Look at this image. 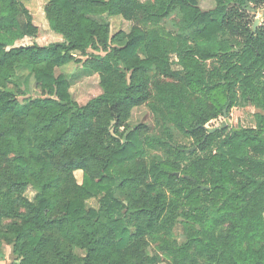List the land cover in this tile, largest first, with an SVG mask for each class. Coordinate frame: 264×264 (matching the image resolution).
<instances>
[{"label": "trees", "instance_id": "obj_1", "mask_svg": "<svg viewBox=\"0 0 264 264\" xmlns=\"http://www.w3.org/2000/svg\"><path fill=\"white\" fill-rule=\"evenodd\" d=\"M213 1L215 7L202 12L197 0H48L44 17L61 41L12 47L17 36H4L10 28L31 39L39 28L20 0H0V252L5 237L18 259L11 264H154V258L133 257L126 246L134 237L161 230L167 232L161 249L173 264L198 259L264 264V220L255 206L264 195V158L251 153L264 155V23L247 30L239 51L190 48L179 55L175 73L167 65L166 40L156 47L146 29L178 11L181 29L191 31L194 42L209 41L199 35L216 32L228 8L264 4ZM19 15L26 19L24 28ZM115 17L139 25L111 34L109 19ZM209 58L220 63L212 72L202 67ZM71 63H83L99 77L101 94L82 106L68 93L67 74L58 73ZM153 69L177 80L152 84L159 102L172 110L178 131L195 138L199 148L218 131L209 134L205 124L232 107L236 83L242 100L261 111L256 127L226 134L222 145L228 156L194 158L183 168L162 161L149 166L139 139L142 127L121 140L110 126L150 99ZM13 77L34 79L41 96L19 100L8 88ZM76 172L82 173L81 183ZM148 179L154 183L147 184L150 190L144 187ZM27 190L34 193L31 199ZM91 198L97 208L85 205ZM13 203L23 212L6 209ZM5 218L11 219L6 225ZM176 224L182 243L170 238Z\"/></svg>", "mask_w": 264, "mask_h": 264}, {"label": "rangeland", "instance_id": "obj_2", "mask_svg": "<svg viewBox=\"0 0 264 264\" xmlns=\"http://www.w3.org/2000/svg\"><path fill=\"white\" fill-rule=\"evenodd\" d=\"M22 4L31 13L34 24L39 28V34L35 39L24 37L16 28H10L11 32L5 33L4 36L12 38L17 36L14 40L12 47H20L31 45L36 43L39 46H46L51 43L60 42L61 38L50 32L48 24L45 20L43 7L48 0H20ZM140 2H147L149 0H138ZM198 6L202 12H208L215 7L213 0H197ZM178 11H174L167 18L163 19L158 25L147 26L146 29L156 40V47L162 44L163 40H166V54L167 65L169 70L175 73L179 70V55L187 51H193L195 46H198L206 53L222 54L226 52L227 47H231V51H239L246 39L247 30L254 32L258 27L264 23V4L252 5L247 4L241 7H230L226 10L223 22L220 27H215L216 32L210 29L205 30L199 36L208 38L209 41H193V34L191 31H183L181 29V17ZM18 21L21 28H24L26 19L23 15L18 16ZM110 32L121 30L123 32H129L132 26L139 25L137 22H128L119 17L110 18ZM8 29H5V32ZM4 32V31H3ZM219 48V49H218ZM94 51L89 50V53ZM102 53V52H101ZM197 54V53H195ZM198 57V55H196ZM81 60L85 58L80 57ZM161 66V65H160ZM220 63L216 58H209L202 61V67L206 72H212L215 68H218ZM156 67V66H155ZM63 72L67 74L68 93L71 99L78 105L82 106L86 104L90 99L97 97L101 94L99 87L98 74L93 73L83 67V63L74 64L71 63L61 69H58V73ZM151 82V97L150 99L141 104L138 107L133 108L130 111L129 117L120 125L111 124L110 133L113 136L124 139L132 128L141 126L142 129L139 133V139L142 143L143 158L149 166L157 161H162L171 167L183 168L187 167L194 161V158H204L211 154H222L228 156L229 149L227 146H223L222 142L226 139V134L232 129L243 128H255L256 121L255 115L261 113L253 104L245 102L241 97V90L238 83L233 86L234 100L231 108L227 110L224 116H220L205 124V128L213 129L218 128L217 133L212 137L210 144L199 148L196 145V139L183 135L178 131L173 116L170 115L172 110L166 109L163 104L159 102L157 97V90L152 83L159 82L161 84L165 82L176 83L175 79H165L163 75L153 69L150 72ZM8 88L14 91L18 95V99L22 100L28 97H40L41 90L34 79H29L26 82L25 79H19L13 77L8 82ZM165 93V97H166ZM193 94H189V100L193 98ZM191 120V118H190ZM224 127H221L222 124ZM227 129V131H225ZM195 147V150L189 153H193L188 157H179L175 154L178 149L190 150ZM254 156H259L262 159L264 155L251 151ZM259 158V159H261ZM179 175L178 173L176 174ZM75 180L78 183L82 181V173H75ZM147 184L153 186L151 179L146 181L144 187L148 190ZM154 193V191H153ZM27 198H32L34 193L31 190H27L25 193ZM168 198V196H167ZM87 208H97L96 199H88L85 201ZM256 209L261 213L264 220V195L262 199L255 205ZM6 209H10L12 212L21 213L23 209L17 203L6 204ZM178 218L177 221H181ZM11 221L10 218L4 219V224H8ZM132 231L135 230L133 226ZM166 230H161L158 233L151 234L145 232L138 237H134L133 240L127 244V252H130L133 257H148L154 258V264H173L172 258L161 249L160 241L166 238ZM170 238L178 243L184 241V235L181 226L176 224L170 231ZM155 237V240L153 238ZM254 248H258L259 244H253ZM18 262L17 257L14 255L11 243L5 237L1 239V252H0V264H11ZM196 264H202V260L198 259Z\"/></svg>", "mask_w": 264, "mask_h": 264}, {"label": "water", "instance_id": "obj_3", "mask_svg": "<svg viewBox=\"0 0 264 264\" xmlns=\"http://www.w3.org/2000/svg\"><path fill=\"white\" fill-rule=\"evenodd\" d=\"M247 4H249V3H247L246 2V4L245 5H247ZM224 123L222 124V126L221 127H224ZM218 130V128H213V129H209V134H211V133H214L215 131H217ZM195 150V147H193L192 149H190V150H186L187 152H192V151H194ZM177 176V175H176Z\"/></svg>", "mask_w": 264, "mask_h": 264}]
</instances>
